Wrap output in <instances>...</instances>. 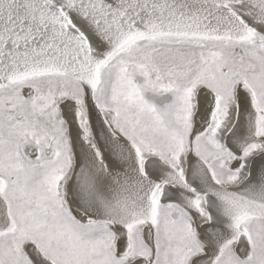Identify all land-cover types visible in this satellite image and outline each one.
Masks as SVG:
<instances>
[{"label": "snow or ice", "instance_id": "snow-or-ice-1", "mask_svg": "<svg viewBox=\"0 0 264 264\" xmlns=\"http://www.w3.org/2000/svg\"><path fill=\"white\" fill-rule=\"evenodd\" d=\"M0 264H264V0H0Z\"/></svg>", "mask_w": 264, "mask_h": 264}]
</instances>
